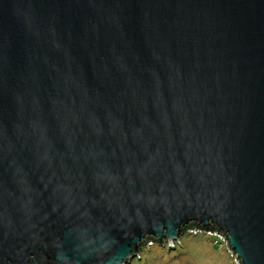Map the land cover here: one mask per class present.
<instances>
[{
	"label": "water",
	"instance_id": "1",
	"mask_svg": "<svg viewBox=\"0 0 264 264\" xmlns=\"http://www.w3.org/2000/svg\"><path fill=\"white\" fill-rule=\"evenodd\" d=\"M191 225L264 264V0H0V264Z\"/></svg>",
	"mask_w": 264,
	"mask_h": 264
},
{
	"label": "rangeland",
	"instance_id": "2",
	"mask_svg": "<svg viewBox=\"0 0 264 264\" xmlns=\"http://www.w3.org/2000/svg\"><path fill=\"white\" fill-rule=\"evenodd\" d=\"M190 234L182 235L172 245L161 241L164 247L155 242L144 244L129 264H239L226 250L227 244L224 248L204 233Z\"/></svg>",
	"mask_w": 264,
	"mask_h": 264
},
{
	"label": "built area",
	"instance_id": "3",
	"mask_svg": "<svg viewBox=\"0 0 264 264\" xmlns=\"http://www.w3.org/2000/svg\"><path fill=\"white\" fill-rule=\"evenodd\" d=\"M187 232H189V233H192L193 235H197L198 233H200V234H202V233H204L205 235H208V236H210L211 238H214L213 239V241L214 242H216V245H222V244H224V248H225V245H226V243H225V241H224V238H223V236H219L218 235V231H216V230H213V231H210V230H204V229H201V230H194V229H188V231ZM186 232V233H187ZM192 234H190V235H192ZM192 235V236H193ZM227 250V249H226ZM228 251V250H227ZM229 253V252H228ZM237 263V262H236Z\"/></svg>",
	"mask_w": 264,
	"mask_h": 264
},
{
	"label": "trees",
	"instance_id": "4",
	"mask_svg": "<svg viewBox=\"0 0 264 264\" xmlns=\"http://www.w3.org/2000/svg\"><path fill=\"white\" fill-rule=\"evenodd\" d=\"M191 228H192V229H200V228H198L197 226H193V225L190 226V229H191ZM190 229H189V230H190ZM201 229H202V228H201ZM201 229H200V230H201ZM218 235H221V234L218 232ZM211 239H212V241H213L214 238H211ZM211 239H210V240H211Z\"/></svg>",
	"mask_w": 264,
	"mask_h": 264
},
{
	"label": "bare ground",
	"instance_id": "5",
	"mask_svg": "<svg viewBox=\"0 0 264 264\" xmlns=\"http://www.w3.org/2000/svg\"><path fill=\"white\" fill-rule=\"evenodd\" d=\"M219 236H222V235H219ZM225 242H227V241H225Z\"/></svg>",
	"mask_w": 264,
	"mask_h": 264
}]
</instances>
